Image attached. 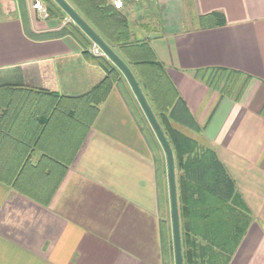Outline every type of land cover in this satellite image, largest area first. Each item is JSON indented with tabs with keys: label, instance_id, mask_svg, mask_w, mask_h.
<instances>
[{
	"label": "crops",
	"instance_id": "obj_1",
	"mask_svg": "<svg viewBox=\"0 0 264 264\" xmlns=\"http://www.w3.org/2000/svg\"><path fill=\"white\" fill-rule=\"evenodd\" d=\"M35 1L0 0V264H176L167 158L132 87L55 0L46 19ZM118 11L125 43L162 66L150 87L113 49L173 149L183 264H264V0ZM182 138L215 152L229 203L188 195Z\"/></svg>",
	"mask_w": 264,
	"mask_h": 264
},
{
	"label": "trees",
	"instance_id": "obj_2",
	"mask_svg": "<svg viewBox=\"0 0 264 264\" xmlns=\"http://www.w3.org/2000/svg\"><path fill=\"white\" fill-rule=\"evenodd\" d=\"M69 1H71L75 5L76 8H74L73 6L72 7L78 12V14L86 22L88 21L87 23H90V26L95 30V32L112 49H114L115 45H117L119 49L127 55L129 61L136 65L141 70V72H143V74L148 73L149 76L148 78L146 76V78L150 83V87L154 82L160 80L162 66L154 60V54L151 47L147 43H141L138 45L125 43L128 39V24L126 19L120 14L117 9H115L111 5L106 4V0ZM216 17L217 16H215V19ZM215 22L217 24L223 23L222 18L216 20ZM220 74H216L212 81L216 85L219 84L222 80V76H219ZM217 76L218 79H216ZM103 86L110 88L108 78H106V80H104L101 85L97 86L92 91V93L87 94L86 97L91 96L94 93H102ZM177 151L178 154L182 153L183 156L185 155V153L189 152H196V154H198L197 152H202L199 153L201 155L195 154L194 157H190V159H187V167L192 168L187 170V172L190 171V174L188 176L190 179H193L197 183L196 188L188 191V195L193 198L201 194H207L219 200L221 203H229L228 201H230L234 194V184L225 171L223 165L218 160L215 152L210 149L201 151L197 148L193 141L185 138H182L180 144L178 143ZM185 210L193 211V203L188 201V205L182 206V211Z\"/></svg>",
	"mask_w": 264,
	"mask_h": 264
},
{
	"label": "water",
	"instance_id": "obj_3",
	"mask_svg": "<svg viewBox=\"0 0 264 264\" xmlns=\"http://www.w3.org/2000/svg\"><path fill=\"white\" fill-rule=\"evenodd\" d=\"M55 1L68 14V16L76 24H78L82 28V30L96 43V45L102 49L104 54L107 55L115 63V65L123 72L165 151L167 158V170H168V180H169L175 262L176 264H183L182 239H181V230H180L175 163H174V154L170 146V143L163 129L161 128L157 118L155 117L154 112L152 111V108L150 107L142 89L140 88L138 81L136 80L132 70L128 67V65L118 56L116 52H114V50L95 32V30L78 14V12L66 0H55Z\"/></svg>",
	"mask_w": 264,
	"mask_h": 264
},
{
	"label": "built area",
	"instance_id": "obj_4",
	"mask_svg": "<svg viewBox=\"0 0 264 264\" xmlns=\"http://www.w3.org/2000/svg\"><path fill=\"white\" fill-rule=\"evenodd\" d=\"M144 1H149V0H109L111 5L117 10H122L126 4H129L132 2L137 3V2H144ZM33 8L37 9L40 12V15L42 18L46 19L49 17V11L41 0H36L33 4ZM94 52L96 54H104L102 49L98 47L97 45H95Z\"/></svg>",
	"mask_w": 264,
	"mask_h": 264
},
{
	"label": "rangeland",
	"instance_id": "obj_5",
	"mask_svg": "<svg viewBox=\"0 0 264 264\" xmlns=\"http://www.w3.org/2000/svg\"><path fill=\"white\" fill-rule=\"evenodd\" d=\"M172 218H171V213H170V222H171Z\"/></svg>",
	"mask_w": 264,
	"mask_h": 264
}]
</instances>
